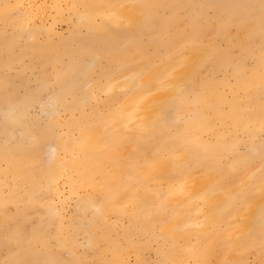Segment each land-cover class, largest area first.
Masks as SVG:
<instances>
[{"label": "bare ground", "instance_id": "bare-ground-1", "mask_svg": "<svg viewBox=\"0 0 264 264\" xmlns=\"http://www.w3.org/2000/svg\"><path fill=\"white\" fill-rule=\"evenodd\" d=\"M0 264H264V0H0Z\"/></svg>", "mask_w": 264, "mask_h": 264}, {"label": "rangeland", "instance_id": "rangeland-1", "mask_svg": "<svg viewBox=\"0 0 264 264\" xmlns=\"http://www.w3.org/2000/svg\"><path fill=\"white\" fill-rule=\"evenodd\" d=\"M61 30V26L58 27Z\"/></svg>", "mask_w": 264, "mask_h": 264}]
</instances>
